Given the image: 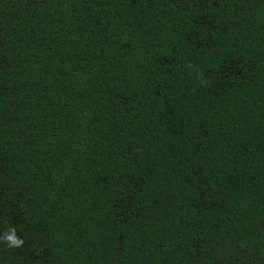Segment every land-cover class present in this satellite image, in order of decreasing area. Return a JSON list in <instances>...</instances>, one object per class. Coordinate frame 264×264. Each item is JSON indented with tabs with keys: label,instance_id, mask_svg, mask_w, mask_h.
<instances>
[{
	"label": "trees",
	"instance_id": "trees-1",
	"mask_svg": "<svg viewBox=\"0 0 264 264\" xmlns=\"http://www.w3.org/2000/svg\"><path fill=\"white\" fill-rule=\"evenodd\" d=\"M0 264H264V0H0Z\"/></svg>",
	"mask_w": 264,
	"mask_h": 264
},
{
	"label": "clouds",
	"instance_id": "clouds-1",
	"mask_svg": "<svg viewBox=\"0 0 264 264\" xmlns=\"http://www.w3.org/2000/svg\"><path fill=\"white\" fill-rule=\"evenodd\" d=\"M8 239L13 243V244H18L21 243V241H18L14 235L9 236Z\"/></svg>",
	"mask_w": 264,
	"mask_h": 264
}]
</instances>
